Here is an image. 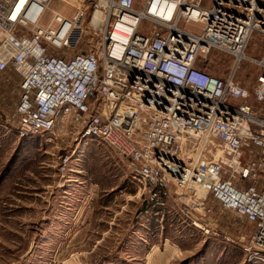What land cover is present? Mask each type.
I'll return each mask as SVG.
<instances>
[{
  "label": "built area",
  "instance_id": "built-area-1",
  "mask_svg": "<svg viewBox=\"0 0 264 264\" xmlns=\"http://www.w3.org/2000/svg\"><path fill=\"white\" fill-rule=\"evenodd\" d=\"M73 1L70 18L52 12L42 27L52 0H0V84L16 83L17 138L101 142L153 206L175 198L206 234L221 212L249 224L225 242L264 262V54H245L252 33L264 36V0ZM95 12L100 28L89 24L76 52ZM214 54L232 58L227 75L209 70ZM244 61L260 69L252 92L235 80Z\"/></svg>",
  "mask_w": 264,
  "mask_h": 264
},
{
  "label": "rangeland",
  "instance_id": "rangeland-1",
  "mask_svg": "<svg viewBox=\"0 0 264 264\" xmlns=\"http://www.w3.org/2000/svg\"><path fill=\"white\" fill-rule=\"evenodd\" d=\"M74 11L64 0H52L40 26L54 12L70 18ZM101 22V15L86 17L76 52L87 50L89 24L96 28ZM245 54L260 60L264 36L252 33ZM208 63L219 76L233 65L223 54ZM259 72L244 61L235 80L252 92ZM12 90L0 86V264H264L225 249L227 236L250 235L249 224L221 212L206 234L179 211L175 198L153 206L127 164L101 142L65 131L56 139H18L9 118L17 101Z\"/></svg>",
  "mask_w": 264,
  "mask_h": 264
},
{
  "label": "crops",
  "instance_id": "crops-1",
  "mask_svg": "<svg viewBox=\"0 0 264 264\" xmlns=\"http://www.w3.org/2000/svg\"><path fill=\"white\" fill-rule=\"evenodd\" d=\"M0 80H1V79H0ZM15 84H16V83L12 84L13 87L15 86ZM12 85H11V87H12ZM0 86L2 87V89H4V87H6V86L3 85V84H0ZM225 249H226V250H238V251H241L240 248H239V246H231V245L228 246V244H227V247H226Z\"/></svg>",
  "mask_w": 264,
  "mask_h": 264
},
{
  "label": "bare ground",
  "instance_id": "bare-ground-1",
  "mask_svg": "<svg viewBox=\"0 0 264 264\" xmlns=\"http://www.w3.org/2000/svg\"><path fill=\"white\" fill-rule=\"evenodd\" d=\"M66 2L68 3V4H71V5H75L76 4V2L75 1H73V0H66ZM54 13H56V12H54ZM95 14H98V15H100V13L99 12H95L94 14H93V16L95 15ZM92 16V17H93ZM30 17H32V19H33V16H30ZM101 21H102V17H101ZM102 23V22H101ZM101 23H100V25H101ZM100 25H98L96 28L95 27H93L94 29H99L100 28Z\"/></svg>",
  "mask_w": 264,
  "mask_h": 264
}]
</instances>
